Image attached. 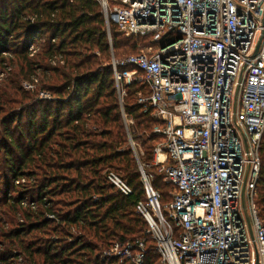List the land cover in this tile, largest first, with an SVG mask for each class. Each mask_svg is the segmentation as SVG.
Instances as JSON below:
<instances>
[{"label": "trees", "instance_id": "trees-1", "mask_svg": "<svg viewBox=\"0 0 264 264\" xmlns=\"http://www.w3.org/2000/svg\"><path fill=\"white\" fill-rule=\"evenodd\" d=\"M149 43L150 36L126 37L114 25L109 37L97 0H0V70L7 73L0 81V264L17 255L22 264H129L103 261L102 251L148 237L136 212L145 198L139 162L150 164L163 205L172 188L153 164L157 123L137 101L148 89L136 81L121 102L113 60ZM25 82L39 88L26 91ZM260 156L256 206L264 223V137ZM109 172L133 194L110 184ZM154 247L148 237L144 264H161Z\"/></svg>", "mask_w": 264, "mask_h": 264}, {"label": "built area", "instance_id": "built-area-1", "mask_svg": "<svg viewBox=\"0 0 264 264\" xmlns=\"http://www.w3.org/2000/svg\"><path fill=\"white\" fill-rule=\"evenodd\" d=\"M97 1L109 37L112 25L126 37L150 36L139 53L113 60V69L121 102L132 83L147 87L137 101L151 110L153 132L162 138L153 164L171 186V200L161 203L150 164L139 162L145 198L136 204L161 264H264V223L256 206L264 137V0ZM125 66L132 69H120ZM6 74L0 70V81ZM130 140L139 158L143 151ZM107 178L124 196L133 194L116 173ZM23 204L37 208L34 201ZM148 237L116 241L102 258L144 264ZM23 262L17 255L9 264Z\"/></svg>", "mask_w": 264, "mask_h": 264}, {"label": "rangeland", "instance_id": "rangeland-1", "mask_svg": "<svg viewBox=\"0 0 264 264\" xmlns=\"http://www.w3.org/2000/svg\"><path fill=\"white\" fill-rule=\"evenodd\" d=\"M148 45V44H147ZM39 79V78H38ZM41 79V78H40ZM36 81V83L37 84H39L38 82V80H35ZM38 81V82H37ZM3 85V84H2ZM37 86L38 85H36L35 84V82H32V83H30V82H25L24 83V89L26 90V91H29V92H33V91H36L37 90ZM2 87V86H1ZM0 87V88H1ZM38 88H39V86H38ZM43 90V89H42ZM46 94H48V92L47 91H39V97L40 98H43V99H48L49 98V94L47 95V96H45ZM141 148V147H140ZM2 160H1V157H0V188H2V186H3V178H4V174H5V171L4 172H2L3 171V164H2V162H1ZM26 181H28V180H26ZM106 250H108V249H106ZM105 249L102 251V254H101V260H103V258H102V256L105 254L104 252L106 251ZM100 255V254H99ZM104 261V260H103Z\"/></svg>", "mask_w": 264, "mask_h": 264}, {"label": "water", "instance_id": "water-1", "mask_svg": "<svg viewBox=\"0 0 264 264\" xmlns=\"http://www.w3.org/2000/svg\"><path fill=\"white\" fill-rule=\"evenodd\" d=\"M256 53L257 52H255L254 56L256 55ZM237 97H238V89H237V92H236L235 101L237 100ZM243 208H244L245 215H246V218H247V221H248L250 232L252 234V226H251V221H250V218H249V215H248V212H247V208H246L245 193L244 192H243Z\"/></svg>", "mask_w": 264, "mask_h": 264}]
</instances>
